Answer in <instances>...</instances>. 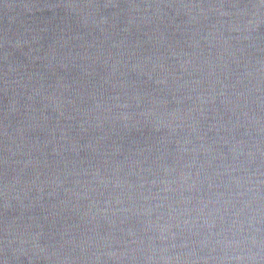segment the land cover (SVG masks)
<instances>
[{
	"label": "water",
	"instance_id": "95a60500",
	"mask_svg": "<svg viewBox=\"0 0 264 264\" xmlns=\"http://www.w3.org/2000/svg\"><path fill=\"white\" fill-rule=\"evenodd\" d=\"M0 264H264V0H0Z\"/></svg>",
	"mask_w": 264,
	"mask_h": 264
}]
</instances>
